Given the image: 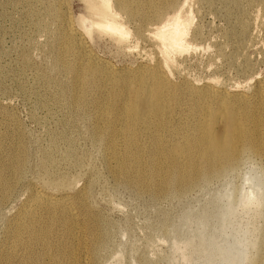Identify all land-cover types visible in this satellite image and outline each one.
I'll use <instances>...</instances> for the list:
<instances>
[{
    "label": "rangeland",
    "instance_id": "obj_1",
    "mask_svg": "<svg viewBox=\"0 0 264 264\" xmlns=\"http://www.w3.org/2000/svg\"><path fill=\"white\" fill-rule=\"evenodd\" d=\"M177 2L192 20L190 49L167 57L154 38L158 19L120 13L116 20L130 35L119 42L89 25L99 17L87 0H0V192H6L0 199V264H264V161L250 150L227 172L184 193L160 191L154 198L118 184L108 167L107 125L118 140L130 131L125 114L134 104L133 83L150 91L160 84L156 122L164 143L175 130L193 134L204 111L224 95L242 96L253 116L264 119V0ZM68 26L84 48L61 62ZM95 61L111 68L112 79L98 85L100 76L82 105L72 107L73 81L81 76V89L88 79L83 69ZM225 123L223 118L211 130L221 134ZM151 133L138 132L143 152L151 148ZM14 141L27 154L19 170L7 166ZM41 202L57 206L53 224V207ZM32 214L52 233L47 249L40 241L26 256L12 233L19 226L26 238L36 224Z\"/></svg>",
    "mask_w": 264,
    "mask_h": 264
},
{
    "label": "bare ground",
    "instance_id": "obj_2",
    "mask_svg": "<svg viewBox=\"0 0 264 264\" xmlns=\"http://www.w3.org/2000/svg\"><path fill=\"white\" fill-rule=\"evenodd\" d=\"M87 2L90 11L99 17V21L90 20L89 25L111 34L119 42L127 40L130 35L128 29L116 20V17L124 12L127 16L138 17L143 21L159 20L153 33L163 55L168 57L190 49L186 38L192 20L189 15L183 13L184 4L179 6L177 0H100L99 2L87 0ZM169 10H172L171 15H168ZM85 25H87L86 22ZM62 39L64 45L58 52L61 62H64L62 57L74 51L79 52L84 48V43L76 38L70 26L65 33H62L61 41ZM70 65L75 69L72 64ZM83 65L84 63L80 64V67ZM101 67L104 75L100 74L99 68ZM83 70L88 73V79L83 83V87L76 90V82L81 76H77L76 82L73 81L72 84V107L75 108L82 105L88 86L97 84L100 76L104 79L98 85H105L113 75L108 65L100 64L98 61L86 65ZM131 88L135 95L132 100L134 104L130 105L125 114L130 131L118 140L116 129L109 123L107 125L108 118L104 121V126L107 125L109 131V137H105L109 148L108 167L118 184L136 186L141 193L147 190L154 198L160 195V191L184 193L198 184L200 180H209L227 172L237 164L240 154L246 150H250L264 161V137L258 136V132L261 129L264 130V119L253 116L248 101L242 96L235 95L234 99H228L227 95L219 97L215 107H209L204 111L205 114L201 117L202 124L193 130V134L186 133L183 129L175 130L171 140L164 143L160 135L161 124L156 122L159 110L155 102L161 95L160 84L157 83L151 91L143 83H133ZM260 91L259 88L256 89L257 93ZM206 93L209 95L208 91ZM138 101L145 104L144 108L137 106ZM261 113L264 114V111ZM223 118L226 119L224 132L221 134L213 132L211 126L215 122H222ZM154 122L156 123L153 126ZM149 128L152 129L151 148L147 153L141 149L138 132ZM94 138L99 141L101 135L97 133ZM169 144L172 145L166 147ZM11 149V154L7 158V166L14 170L22 169L27 154L17 141L12 143ZM145 157L150 158L145 160ZM148 164L152 169L149 172L146 169ZM5 194L6 192H0V199H3ZM36 197L42 201H49L40 193H35L34 198ZM38 205L53 207L54 211L50 210V222L52 224L56 222L58 214L55 212L57 208L55 204L41 202ZM31 219L36 224L27 228L26 238L23 237L19 226L12 233L13 244L25 245L26 256H29L31 248L40 241L44 245L42 247L47 249L52 233V226L42 223L35 214L31 215ZM70 224L74 225L72 222ZM72 231L74 229H68L69 234ZM97 248L96 245L92 246L93 250ZM27 259L28 257L25 261ZM53 264H58V262Z\"/></svg>",
    "mask_w": 264,
    "mask_h": 264
}]
</instances>
